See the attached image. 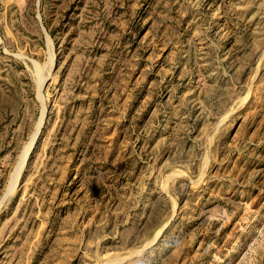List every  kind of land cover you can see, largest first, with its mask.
I'll return each mask as SVG.
<instances>
[{"label":"rangeland","instance_id":"obj_1","mask_svg":"<svg viewBox=\"0 0 264 264\" xmlns=\"http://www.w3.org/2000/svg\"><path fill=\"white\" fill-rule=\"evenodd\" d=\"M0 264H264V0H0Z\"/></svg>","mask_w":264,"mask_h":264},{"label":"water","instance_id":"obj_2","mask_svg":"<svg viewBox=\"0 0 264 264\" xmlns=\"http://www.w3.org/2000/svg\"><path fill=\"white\" fill-rule=\"evenodd\" d=\"M45 116H46V115L44 114V119H45ZM43 124H44V123H43Z\"/></svg>","mask_w":264,"mask_h":264}]
</instances>
